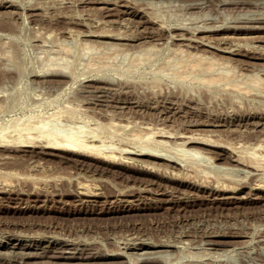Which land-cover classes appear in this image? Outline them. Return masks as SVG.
Segmentation results:
<instances>
[{
    "label": "rangeland",
    "instance_id": "374dc122",
    "mask_svg": "<svg viewBox=\"0 0 264 264\" xmlns=\"http://www.w3.org/2000/svg\"><path fill=\"white\" fill-rule=\"evenodd\" d=\"M181 47L264 79V0H0V133L58 115L60 136L116 145L0 136V264H264V87L178 75ZM151 131L168 158L138 153Z\"/></svg>",
    "mask_w": 264,
    "mask_h": 264
},
{
    "label": "bare ground",
    "instance_id": "6f19581e",
    "mask_svg": "<svg viewBox=\"0 0 264 264\" xmlns=\"http://www.w3.org/2000/svg\"><path fill=\"white\" fill-rule=\"evenodd\" d=\"M132 3V2H131ZM128 5V4H127ZM215 21V20H214ZM203 22V21H202ZM201 22V23H202ZM129 23V22H128ZM207 23V22H206ZM219 23V22H218ZM218 23H216V24H218ZM226 23H227V21H226ZM204 24V23H203ZM223 24V23H222ZM210 25V24H209ZM223 26V25H222ZM234 26V25H233ZM161 27H163V26H161ZM165 27V26H164ZM179 27V26H178ZM219 28H222V27H220V26H218ZM217 27V28H218ZM226 27V26H225ZM194 28V27H193ZM211 28V29H210ZM206 27V25H195V30L196 29H201V30H213L212 29V27ZM216 27H215V29H217ZM228 28V27H227ZM234 28H235V26H234ZM239 28V27H238ZM171 29H173V28H171ZM230 29V28H229ZM237 29V28H236ZM182 30V29H181ZM186 30V29H185ZM193 30V29H192ZM191 30V31H192ZM194 30V31H195ZM197 31V30H196ZM195 31V32H196ZM218 31V30H217ZM110 32V31H109ZM112 32V31H111ZM118 32H120V31H118ZM181 32H183V31H181ZM189 32V31H188ZM194 32V33H195ZM200 32V31H199ZM216 33V32H215ZM108 34H110V33H108ZM187 34V33H186ZM101 35V34H100ZM107 35V34H106ZM176 35V34H175ZM175 35H174V37H175ZM184 37H185V35L184 34H182ZM195 35V34H194ZM113 36V35H112ZM173 36V35H172ZM189 36V35H188ZM119 37V36H118ZM173 37V38H174ZM179 37H181V36H177L176 38H179ZM186 37H187V35H186ZM185 37V38H186ZM191 37V36H190ZM189 37V38H190ZM192 37H194V36H192ZM224 37V36H223ZM122 38V37H121ZM182 38V37H181ZM197 38V37H196ZM203 38H205V37H203ZM221 38V37H220ZM229 38V37H228ZM184 39V38H183ZM194 39H195V37H194ZM210 39V38H209ZM209 39H204V44H209L211 41L209 40ZM212 39V38H211ZM214 39H212V41H213ZM220 40V39H219ZM225 40V39H224ZM198 41H199V39H198ZM221 41V40H220ZM195 42H197V41H195ZM223 42V41H222ZM191 43V42H190ZM224 43H226V42H224ZM230 44V43H229ZM211 45H212V43H211ZM214 45V44H213ZM215 45H217V44H215ZM220 45V44H219ZM233 45V44H232ZM238 45V44H237ZM90 46V44L88 45V47ZM92 46V45H91ZM218 47V46H217ZM219 47H221V46H219ZM255 47V46H254ZM257 47V46H256ZM90 48H94V46H92V47H90ZM177 48V47H176ZM182 48V47H181ZM179 48V51L178 52H176V57H175V60H174V62H173V66L175 67V69H176V73L178 74V75H181V76H185V75H193V76H195V77H198V78H204V80H206L208 83H212V82H215V81H219V80H223V81H225L227 84H230V85H233V86H235L236 88H238V89H240V90H243V89H247V88H249V87H251V86H255V87H261V88H263L264 87V79H262V78H260L259 76H250V77H246V78H238V76L235 74V73H233V71L232 70H229V68H228V66H225V65H220L219 64V62H217L220 58L219 57H217V58H219V59H216V58H214V55H212L213 56V58L214 59H216V61L211 57V56H208V54L207 55H205L204 53H200V54H197V53H192V52H190L188 49V51H186V50H183V49H185V48ZM223 48V47H222ZM218 49V48H217ZM178 50V49H177ZM220 50V49H219ZM222 50V49H221ZM223 50H225V49H223ZM228 50V49H227ZM226 51V50H225ZM226 60V59H225ZM224 60V61H225ZM222 61V60H221ZM220 61V62H221ZM223 62V61H222ZM225 63V62H224ZM220 69H222L223 70V72L224 71H226L225 72V74H220V73H218L217 72V70H220ZM215 71L218 73V74H215ZM222 73V72H221ZM31 116H27V118L26 119H22V120H20V122H19V119H18V123L16 124V128H14V129H12L13 131L15 130V131H19L18 132V134H20V136H18L17 138L16 137H11L12 139H10V138H8L9 136H11V135H9L7 138H6V136L7 135H5V133H6V128H3V129H5V130H2L1 132H3V131H5V133L4 134H1L0 136H3V137H5V138H3V140H6V141H12V140H14V139H16V142H22V144L23 145H30V143H28V144H26L25 142H28V140L26 139V137H25V135H21V132H22V130H24V129H27V130H30V132H31V130L32 129H41L43 132H40V133H42L43 134V136H45L46 138H47V141H46V147H49V148H53V149H56V151L57 150H59V151H69V152H75V151H77V152H79V150H88L89 152H95V154H97V155H95V157H97V158H102V157H104L105 155L107 156V151H108V149L109 150H111L110 148H113V147H115L116 148V145L114 144V146H113V143L112 142H108L107 143V141L105 142L104 140H101V142L100 143H96L94 140H96V139H93V138H91L90 140L86 137V135H82L84 132H86L85 130L86 129H83V127H85L86 125L84 124V126H81L80 127V129H76L75 128V131L74 132H70V133H66V134H62V136H60V134L62 133V130L61 129H63V128H60V127H57V126H55V127H53V126H50L49 127V125H51V124H56V118L58 117V115H57V117H48V118H45V117H42L41 118V116H40V118H38V119H36V120H34V117L32 116V114H30ZM52 115H54V114H52ZM36 116H39V115H36ZM51 116V115H50ZM55 116H56V114H55ZM32 119V120H31ZM34 120V121H33ZM59 120V119H58ZM115 123V122H114ZM110 124V123H109ZM113 124V123H112ZM115 125V124H114ZM14 127H15V125H13ZM80 126V125H79ZM47 127V128H46ZM87 127V126H86ZM107 127H110L109 125L107 126ZM112 127V128H111ZM111 129H113L114 130V132H115V126H112L111 125ZM114 127V128H113ZM11 128H12V126H11ZM10 128V129H11ZM77 128H79L78 126H77ZM9 129V127H8V129L7 130H9V131H11ZM44 129V130H43ZM47 129V130H46ZM74 129V128H73ZM93 129V128H92ZM96 129V128H95ZM162 129V128H161ZM164 129V128H163ZM14 131V132H15ZM40 131V130H39ZM73 131V130H72ZM94 131V130H93ZM109 131V130H108ZM111 131V130H110ZM109 131V132H110ZM164 131V130H163ZM163 131H161L162 133H164ZM166 131V130H165ZM32 132H33V130H32ZM156 132H158V130H156ZM171 133H173L172 131H170ZM9 134H11L12 132H8ZM7 133V134H8ZM28 133V132H27ZM40 133H38V134H40ZM137 133V132H136ZM136 133H134V135L135 136H138V135H136ZM139 133H142V132H139ZM155 133V132H154ZM161 133V134H162ZM147 134V133H146ZM146 134H144L145 135V138H144V136H143V140H145L146 138H147V140L146 141H143L142 140V142L140 143L141 144V152H138L139 154H144V153H146L147 155H150V156H152V157H155V158H168L167 156H166V151H167V149L168 148H170V147H168V145H167V147H164V148H162L161 149V147H162V145L164 146V143H165V141L164 140H161V139H163V138H156V137H154L153 136V131H151V132H149L147 135ZM160 134V133H159ZM165 134H166V132H165ZM194 134V133H193ZM28 135H30V136H28ZM140 135V134H139ZM190 135H192V134H190ZM13 136V135H12ZM27 136L29 137V138H33L32 136H31V134H27ZM36 136H39V135H36ZM93 136H95L94 138H97V137H99L97 134H94ZM97 136V137H96ZM134 136V138H136ZM141 136V135H140ZM147 136V137H146ZM157 136V135H156ZM166 136H168V134L166 135ZM173 136H174V134H173ZM180 136H182V135H180ZM200 136V135H199ZM204 136V135H203ZM34 137H35V135H34ZM41 137V136H40ZM40 137H35V138H40ZM158 137H159V135H158ZM170 137H172L171 135H170ZM197 137V136H196ZM205 137V136H204ZM208 137V136H207ZM34 138V139H35ZM45 138V139H46ZM167 138V137H166ZM175 138V137H174ZM178 138V137H177ZM190 138V137H189ZM200 138V137H199ZM102 139V138H101ZM138 139L140 140V137H138ZM142 139V138H141ZM169 139V138H168ZM172 139V138H171ZM204 139V138H203ZM209 139H210V137H209ZM3 140L1 139L0 141H2L3 142ZM30 140V139H29ZM174 140V139H173ZM190 140L191 139H189L188 141L190 142ZM194 139H192V141H193ZM196 140V139H195ZM208 140V139H207ZM206 140V141H207ZM6 141H4L3 143H7ZM151 141V142H150ZM168 141V140H167ZM175 141V140H174ZM173 141V142H174ZM178 141V140H177ZM180 141V140H179ZM184 141H187L186 139L184 140ZM184 141H182V142H184ZM187 141V142H188ZM197 141H200V139H198ZM203 141V140H202ZM205 141V140H204ZM210 141V140H209ZM214 141H216V139L214 140ZM214 141H212V143L214 142ZM218 141V140H217ZM14 142V141H13ZM15 142V143H16ZM172 142V148H173V144L175 143H173ZM194 142V141H193ZM19 143V144H20ZM166 143H169V142H166ZM166 143H165V145H166ZM170 143H171V141H170ZM177 143V142H176ZM175 143V144H176ZM181 143V142H180ZM185 144H186V142H184ZM184 143H182L179 147H181V146H183V148H180V149H182V152H187V153H189L190 154V156H191V154H195V156H199V154L200 153H202V148L199 150V149H197V148H191V146H190V148L189 147H185V144ZM201 143V142H200ZM208 143V142H207ZM211 143V144H212ZM215 143H217V142H215ZM218 143H220V142H218ZM1 144V143H0ZM136 144V143H135ZM139 144V142H137V147L139 146L138 145ZM174 144V145H175ZM188 144V143H187ZM197 144H199V143H197ZM22 145V146H23ZM215 146H217V144H214ZM219 145V144H218ZM224 145H226V144H224ZM223 144H222V146H224ZM176 146H178V145H176ZM176 146H174V147H176ZM213 146V145H212ZM221 146V145H220ZM259 146H261L262 147V145H260L259 144ZM45 147V146H44ZM134 147H136V146H134ZM208 147V146H207ZM214 147V146H213ZM212 147V148H213ZM225 147V146H224ZM227 147V146H226ZM115 148H113V150H115ZM118 148H119V146H118ZM117 148V149H118ZM165 148H167V149H165ZM171 148V149H172ZM209 148V147H208ZM124 149V151H126V149H128V148H123L122 147V150ZM134 149H136V148H134ZM176 149H177V147H176ZM179 149V148H178ZM231 149V148H230ZM232 149H234V148H232ZM112 150V151H113ZM122 150L120 149V151L122 152ZM129 150V149H128ZM165 150V151H164ZM175 150V149H174ZM211 150V149H210ZM236 150V149H235ZM164 151V152H163ZM181 151V150H180ZM204 151V150H203ZM208 151V150H207ZM206 151V152H207ZM219 151V150H218ZM221 151V150H220ZM223 151V150H222ZM233 151V150H232ZM238 151V150H237ZM88 152V153H89ZM109 152V151H108ZM131 152H133V149L131 148ZM134 152H135V150H134ZM155 152H157V153H155ZM171 152H173L172 150H171ZM211 152H213L212 150H211ZM217 152V151H216ZM228 152V151H227ZM226 152V153H227ZM229 152H231V151H229ZM235 152V151H234ZM110 153V156L112 155L113 156V152L111 153V152H109ZM126 153V152H125ZM158 153H161V154H158ZM178 153V152H177ZM187 153H185V155L187 154ZM222 153V152H221ZM233 153V152H232ZM237 153H239V152H237ZM94 154V153H93ZM132 154V153H131ZM135 154H136V152H135ZM170 154V153H169ZM189 154H187V156H185L184 154L181 156L182 157V161H183V159L185 158V157H190L189 156ZM197 154V155H196ZM203 154H205L204 152H203ZM202 154V155H203ZM216 154V153H215ZM233 154H235V153H233ZM232 154V155H233ZM241 154H242V152H241ZM90 155V154H89ZM171 155H173V156H171V157H173V159H174V154H171ZM176 156V158H178V160L176 159V161H179V156H178V154H175ZM179 155H180V153H179ZM207 155H209V154H207ZM206 155V157L205 158H208V159H204V157L203 156H205V155H203V156H201V154H200V156H199V158L202 160V158L204 159V161L205 160H208V161H210V160H212V159H210L211 157V154H210V156L208 157ZM214 155V154H213ZM213 155H212V157H213ZM219 155V154H218ZM253 155H255V154H253ZM105 156V157H106ZM109 156V155H108ZM107 156V157H108ZM130 156V155H129ZM170 156V155H169ZM178 156V157H177ZM216 156V155H215ZM242 156V155H241ZM260 157H261V155H259ZM263 156H264V154H263ZM261 157V158H264V157ZM93 157H94V155H93ZM202 157V158H201ZM224 157V156H223ZM231 157V156H230ZM229 157V158H230ZM130 158H132V157H130ZM136 159V157H133L132 159L133 160H135ZM193 158V157H192ZM214 158V157H213ZM217 158V157H216ZM221 158V157H220ZM219 158V159H220ZM236 158H237V156H236ZM243 158L245 159V156H243ZM255 158V157H254ZM257 158V157H256ZM105 159V158H104ZM140 159V158H139ZM138 159V160H139ZM142 159V158H141ZM172 159V158H171ZM187 159V158H186ZM189 159H191V157L189 158ZM194 159V158H193ZM192 159V160H193ZM210 159V160H209ZM235 159V158H234ZM243 159V161H245ZM259 158H257V160H258ZM102 160H103V158H102ZM137 160V159H136ZM157 160V159H156ZM168 160V159H167ZM230 160V159H229ZM233 160V159H232ZM250 160H251V158H250ZM141 161V160H140ZM146 161V160H145ZM152 161V160H151ZM175 161V160H174ZM186 161V160H185ZM198 161H199V159H198ZM208 161H206V162H208ZM213 161V160H212ZM211 161V162H212ZM158 162H161V161H158ZM231 162V161H230ZM234 162V161H233ZM239 162H241V161H239ZM255 162H257V163H255V164H257V165H259V161H256V159H255ZM153 163V162H152ZM154 163H156V162H154ZM169 163H170V161H169ZM172 163V162H171ZM177 163V162H176ZM179 163V162H178ZM194 163V162H193ZM250 163V162H249ZM252 163V162H251ZM160 164V163H159ZM162 164V163H161ZM160 164V165H161ZM165 164V163H164ZM191 164V163H190ZM216 164V163H215ZM218 164L219 163H217V167H219L218 166ZM225 164V163H224ZM224 164H223V166H224ZM227 164V163H226ZM225 164V165H226ZM241 164H243V163H241ZM260 164H262V162L260 163ZM157 165H158V163H157ZM166 165V164H165ZM170 165V164H169ZM168 165V166H169ZM173 165V164H172ZM180 165V164H179ZM212 165V164H211ZM219 165H221V164H219ZM250 165V164H249ZM253 165V164H252ZM251 165V166H252ZM154 166V165H153ZM156 166V165H155ZM176 166V165H175ZM214 166V165H213ZM215 166V167H216ZM222 165L220 166V167H222V168H224V169H222L223 170V172H224V170L225 169H228V166H225V167H223ZM237 166V165H236ZM246 166H248V165H246ZM256 166V165H255ZM261 166V165H260ZM158 167H162V166H159L158 165ZM167 166H165V168H166ZM179 167H181V166H179ZM227 167V168H226ZM233 167L235 168V165H233ZM168 168V167H167ZM240 168V167H239ZM238 168V169H239ZM253 168H255V167H253ZM163 169H164V166H163ZM231 169V168H230ZM233 169V168H232ZM238 169H236V170H238ZM261 169V168H260ZM259 169V170H260ZM235 170V169H234ZM235 170V171H236ZM240 171L242 170V168L241 169H239ZM246 170V169H245ZM257 170V169H256ZM168 171V170H167ZM169 171H170V167H169ZM242 171H244V170H242ZM248 171V173H249V171H250V169L249 170H247ZM253 171V170H252ZM255 171V170H254ZM225 172H227V171H225ZM231 172H233V171H231ZM256 172V171H255ZM255 172L253 173V174H255ZM246 173V172H245ZM248 173H247V175H248ZM256 173H258V172H256ZM262 173H264V172H262ZM225 174V173H224ZM260 174V173H259ZM258 175V174H257ZM261 175H264V174H260V176ZM225 176H227L226 178L228 179V175H226L225 174ZM263 177V176H262ZM260 178V177H259ZM259 178H257V179H259ZM262 179H264V178H262ZM262 179H260V180H262ZM256 180V179H255ZM260 180H257L258 182L260 181ZM234 181H238L237 180V178L234 180ZM258 182H256V183H258ZM262 183V182H261ZM261 183H259V185L261 184ZM226 184V183H225ZM224 184V185H225ZM228 184V183H227ZM226 184V185H227ZM257 186V187H260V186ZM262 185V184H261ZM256 186V185H255ZM225 187H228V186H225ZM257 187H256V189H257ZM253 189V188H252ZM86 192V191H85ZM84 192V193H85ZM18 240V239H17ZM25 240V239H24ZM0 241H2V240H0ZM7 242V241H6ZM16 244V243H15ZM7 245V244H6ZM21 245V244H20ZM67 245H68V243H67ZM10 246H12V245H10ZM128 246V245H127ZM169 246V245H168ZM6 247V246H5ZM19 247V246H18ZM21 248V247H20ZM126 248V247H125ZM132 248V247H131ZM19 249V248H18ZM16 250V249H15ZM43 250V249H42ZM67 251V250H66ZM69 251V250H68ZM16 252V251H15ZM69 252H71V251H69ZM75 252V251H74ZM145 251H143V253H144ZM148 252V251H147ZM153 253V252H152ZM155 253V252H154ZM138 254V253H137Z\"/></svg>",
    "mask_w": 264,
    "mask_h": 264
}]
</instances>
